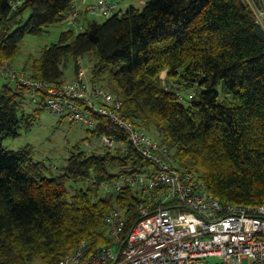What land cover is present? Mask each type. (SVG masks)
Returning <instances> with one entry per match:
<instances>
[{"label":"trees","instance_id":"16d2710c","mask_svg":"<svg viewBox=\"0 0 264 264\" xmlns=\"http://www.w3.org/2000/svg\"><path fill=\"white\" fill-rule=\"evenodd\" d=\"M263 7L264 0H148L142 10L131 6L103 21L85 16L81 29H64L16 71L59 88L68 82L67 63L75 79L90 55L86 76L122 100L121 115L165 145L176 169L193 173L224 204L261 205ZM76 9V0H0V59L11 67L26 35L68 22ZM24 94L35 103L31 112ZM47 95L42 88L32 97L17 79L0 91V264H58L81 242L88 251L102 248L110 242L106 215L122 211L128 231L145 201L143 191L120 181L148 173L152 162L106 115L92 112V126L80 123L85 136L57 173L33 159L30 145L3 146L19 136L22 120L34 123ZM102 136L114 144L82 149Z\"/></svg>","mask_w":264,"mask_h":264},{"label":"built area","instance_id":"2783aa9c","mask_svg":"<svg viewBox=\"0 0 264 264\" xmlns=\"http://www.w3.org/2000/svg\"><path fill=\"white\" fill-rule=\"evenodd\" d=\"M116 9L114 2L95 0L82 13L76 9L68 24L81 29L83 13L108 17ZM258 14L264 18V7ZM0 72L29 87L32 97L46 88L45 108L53 114L87 126L94 123L92 112L108 116L152 162L148 173L123 176L120 181L145 195L132 227L126 231L123 212L113 209L105 217L110 242L94 251L81 242L58 264H264V204H224L193 173L176 169L168 148L125 119L120 113L122 100L93 85L82 66L77 78L59 88L26 77L1 59ZM99 141L114 144L108 136Z\"/></svg>","mask_w":264,"mask_h":264},{"label":"rangeland","instance_id":"374dc122","mask_svg":"<svg viewBox=\"0 0 264 264\" xmlns=\"http://www.w3.org/2000/svg\"><path fill=\"white\" fill-rule=\"evenodd\" d=\"M94 1L95 0H89V2L92 3ZM106 1L116 3V11H126L131 6L142 10L148 0ZM89 18H94L99 21L105 19L101 16H89ZM258 20L264 25V18L260 14H258ZM69 27L70 25L68 22H63L50 26L48 32L41 35H26L19 45L17 56L12 62L11 67L15 70L22 71L24 65H31L34 59L39 57L41 49L46 45L58 42L60 33ZM93 63L94 58L90 55H85L80 59L81 66L90 77ZM163 75L164 73H162V76ZM73 76V61L71 60L64 67V79L70 82L73 80ZM5 84L14 87L16 85V79H11L9 76L1 74L0 72V91ZM190 92V90H186L183 95L188 98ZM23 101L24 110L26 112H31L35 107V103L31 100L30 95L24 94ZM182 101L186 102V99ZM20 125L19 136L4 138L2 142L3 146L10 150H18L23 146L30 145L32 147L33 159L44 163L53 173H57L65 166L67 158L75 151V145L86 133L85 128L79 122L69 120L68 118H61L60 115L53 114L46 108L40 110L36 116V120L29 128L23 120L20 122ZM154 139H156V137ZM87 143L88 146L85 143L81 144L82 149L97 150L102 148L103 145L99 140L87 141ZM69 184L72 183H68V185Z\"/></svg>","mask_w":264,"mask_h":264},{"label":"crops","instance_id":"0c3cea01","mask_svg":"<svg viewBox=\"0 0 264 264\" xmlns=\"http://www.w3.org/2000/svg\"><path fill=\"white\" fill-rule=\"evenodd\" d=\"M89 3H92V2H89V0H76V8L79 10V11H82L84 8H85V6L87 5V4H89ZM87 14H83V16H81V22H80V25L82 24L83 25V23L86 21L85 19L87 18H85V16H86Z\"/></svg>","mask_w":264,"mask_h":264}]
</instances>
